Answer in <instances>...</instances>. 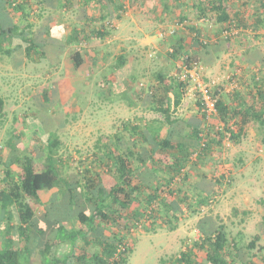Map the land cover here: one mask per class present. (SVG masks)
Listing matches in <instances>:
<instances>
[{
    "label": "trees",
    "instance_id": "trees-1",
    "mask_svg": "<svg viewBox=\"0 0 264 264\" xmlns=\"http://www.w3.org/2000/svg\"><path fill=\"white\" fill-rule=\"evenodd\" d=\"M75 2L85 10H95L98 5L99 12H86L84 21H80L82 24L72 23V28L66 32L65 39L69 44L79 42L70 53L73 69L77 70L85 63V54H88L92 66L105 59L107 52L103 54L102 51L103 57H100L96 49L91 48L92 53H87L82 47L88 46L93 39L108 37L111 33L109 16L125 12L129 1L0 0V55L11 57L19 52L27 60L43 57V48L49 43H38L34 39L54 38L51 36L53 29L43 25L40 36L33 38L34 25L28 22V18L41 16L45 6L61 12ZM194 2L193 15H177V22L181 25L178 28L186 27L188 36H178L166 51L172 68L156 71L152 75L153 82L144 86L141 83L140 89L125 88L128 107L142 105L159 114L162 120L139 118L136 122H122V128L116 132L100 134L93 146V156L82 159L72 155L63 157L58 153L60 141L56 137H47L40 143L33 135L34 144L22 149L18 145L23 136L21 125L0 147V165L3 167L0 177V264H126L134 249V240L130 238H134L136 230L155 233L158 225L168 231L177 228L179 212L172 202H183L186 209L199 214L211 209L223 186L229 184L224 172L215 171L209 177L211 189L200 190L201 195L193 201L187 191L172 185L176 180L184 183L188 179L189 172L185 169L190 162L194 166L202 163L210 153L219 151L224 139L235 144L241 142L247 128L253 124L258 127L260 141L264 144V87L258 86H264V76L254 81L256 90L248 98L245 96L247 101L242 100L243 92L237 87L225 90L232 97L229 101L223 95L226 93L222 86H210L216 98V112L209 119L202 112L203 104L198 93L190 92L191 84L181 79L185 68H192L195 63L202 66L199 50H208L222 40L227 43L235 41L237 35L250 36L254 32L251 36L255 38L259 29H264V0ZM33 6L39 11L35 12ZM249 12L253 15L247 20ZM200 20L219 26L211 37L212 41L196 27L194 22ZM110 28L116 29L113 25ZM160 31L165 35L167 31L161 29L156 33L161 39L165 35L159 36ZM216 37L219 39L214 40ZM14 39L24 45L14 44ZM243 47L255 51L249 44ZM115 59L110 69L117 72L124 67L127 58L120 53ZM248 61L263 63L258 55ZM179 62L182 66L177 65ZM134 74H129L131 80H135ZM103 77L105 86L114 82V76ZM203 80L207 81L204 75ZM48 92L51 93L44 90L43 99H49ZM186 99L193 101L197 109L184 120L175 114ZM4 116L5 98L0 95V120ZM27 117L31 118L24 114L21 121ZM183 137L190 141L181 139ZM43 146L44 153L41 152ZM68 162L76 163L75 173L65 172ZM202 175L207 178L205 173ZM175 193L180 196L177 200L174 199ZM59 197L67 205L60 215L58 210L55 213L48 211L50 208L47 207V202L50 205ZM238 212L248 213L233 208L234 214ZM261 225L264 226V214ZM196 228L198 238L177 256L171 257L170 264H264V244L258 245L259 233L245 244L240 233L230 236L224 223H217L207 214L198 220ZM30 230L37 235L33 236V242ZM38 236L42 237V242L38 241ZM61 246H66L67 251L60 252ZM23 251L28 255H23ZM244 252L248 255L245 260ZM32 257L34 261H31Z\"/></svg>",
    "mask_w": 264,
    "mask_h": 264
},
{
    "label": "rangeland",
    "instance_id": "rangeland-1",
    "mask_svg": "<svg viewBox=\"0 0 264 264\" xmlns=\"http://www.w3.org/2000/svg\"><path fill=\"white\" fill-rule=\"evenodd\" d=\"M130 3L133 5L134 1H130ZM251 8L250 6L252 12ZM90 10L93 11L94 9L91 8ZM37 11L39 8L35 9V12ZM57 12L54 9L52 17L55 22L58 23L59 21L60 25L63 26V36L58 33L60 35H57V38L34 39L38 43H49L43 48L45 52L43 57L27 60L19 52H15L11 57L0 55V95L5 98V116L0 120V147L4 146L7 138L17 131L18 125H21L23 136L18 145L22 149L34 144L33 139L35 137H38L40 143L45 142L47 137H56L60 141L58 153L63 157L72 155L77 159H82L93 156V146L100 134L113 133L126 117L134 119L133 117L139 116L150 119L159 115L142 105H138L140 107H128V103H126L128 95L125 93V88L140 89L141 83L144 86L153 82L152 75L156 71L172 68V65L169 68L163 63L162 59L167 60L164 57L165 54L162 53H165V48L171 46L170 40L174 39L175 34L170 35L171 29L174 32H180V28L177 30L176 27L181 25L178 24L177 19L175 22L172 21L169 29L166 30L169 41H164L165 47L163 49L158 51L149 47L142 48L141 42L147 39L145 36L147 32L145 31L143 34L137 27L145 17L154 20L156 12L148 8L134 16L130 15L131 13L124 15V12H116L114 16L110 15L108 18L111 25L117 26L116 29H111V25H109L108 28L111 33L108 37L104 40L93 39L88 46L82 47L85 52L90 51L91 53V48L96 49L100 57L102 51H104L103 54L107 52L105 59L99 60L92 66L88 61V54H85V63L79 69L74 70L70 53L77 48L79 42L69 44L64 35L68 31L67 24L71 25L77 22L76 25L78 26L82 23L76 21L75 13H71L70 17L67 15V21L64 22L63 19L59 18L63 15L57 14ZM251 12L247 14V20L252 17ZM46 15L42 12L41 16L35 17L36 25L34 26L36 28H32L35 32L33 38L40 36L39 30L46 22ZM202 27L205 28L204 35L212 41L211 37H214L213 34L218 31L219 26L210 25L206 22ZM119 33L126 34L123 36L127 39L126 42L132 40L126 46L131 45L130 50L133 52L126 51L124 55L127 59L133 55L138 58V60L134 59L132 63L133 71L122 68L115 72L110 69V65L116 60L117 54H120L121 49L125 48L118 46L122 43L119 40L121 36ZM180 34L178 33L176 36ZM251 35H237L235 41L227 43L222 40L224 43L217 42L212 45L208 55L209 58L213 59L211 62L206 61L210 64V69H205L204 62L202 64L203 75L211 88L220 85L225 92V90L230 91L231 87H237L247 98L251 93L254 94L256 90L254 81L256 82L257 77L264 76V29L260 28L257 36L253 39ZM175 38L177 39V37ZM217 39L219 38H214V40ZM13 43L24 45L19 39H14ZM246 44H249L255 51L244 49L243 45ZM139 48H141L140 51ZM199 51L204 52V50ZM256 55L262 57L263 63L248 61L249 58H255ZM130 73L136 74H134L135 80L130 79ZM103 76H114V82L105 86ZM258 86L264 87L262 84ZM45 89L51 92H48V100L42 97ZM103 98L104 100H102ZM186 101L183 105L186 104ZM188 105H186L187 108L178 111L176 116L184 120L189 118L193 113V108ZM24 114H29L31 118L27 117L22 122L21 118ZM33 135L35 137L31 138ZM260 137L258 128L252 125L248 128L247 135L241 142L235 144L224 139L219 151L210 153L202 163L194 166L190 162L185 169L189 172L188 179L184 183L176 180L172 185L180 186L181 189L187 191L193 201L201 195V191L205 192L211 189L212 184L209 177L215 171L216 173L224 172L229 184L223 186L220 194L216 197L215 205L199 214L186 209V204L183 202H172L177 209L176 211L179 212L177 228L174 231H168L166 227L158 225L155 233L142 232L141 229L136 230L134 238H130L134 240V249L126 264H170L171 257L177 256L185 246L192 244L198 238L196 224L205 214L212 216L217 223H224L230 236H238L240 233L239 236L245 244L254 234L259 233L261 239L258 245H263L264 226L261 225V219L262 214H264V202H262L264 199V144L261 143ZM181 139L189 140V138L184 137ZM41 152H45V146ZM192 160H194V156ZM75 167L76 163L70 164L68 162L65 172L73 174ZM202 173H205L207 178L203 177ZM2 174L3 167L0 165V177ZM179 198V194L175 193L174 199ZM65 206L67 205L61 197L51 201L50 205L47 202V207L50 208L48 211L53 210L56 213L58 210V215L64 211L63 207ZM233 208H237L239 211L245 210L248 213L245 215L242 212L234 214ZM138 227L141 228V226ZM30 231L31 242H33V236L36 234L34 235L33 230ZM107 233L109 234V232ZM38 237V241L42 242V237ZM65 251H67L66 246H61L60 252ZM22 254L28 255L26 251H23ZM64 255L60 256L64 257ZM247 258L248 255L244 252L243 259ZM34 260L35 258L31 261Z\"/></svg>",
    "mask_w": 264,
    "mask_h": 264
},
{
    "label": "crops",
    "instance_id": "crops-1",
    "mask_svg": "<svg viewBox=\"0 0 264 264\" xmlns=\"http://www.w3.org/2000/svg\"><path fill=\"white\" fill-rule=\"evenodd\" d=\"M126 1H129L128 3H127V10L124 12V15H126L127 13H131L130 15H136V14H140V13H142L145 9H149V10H152V11H154V12H156L155 13V19L154 20H152L151 18H149V17H145L144 19H143V21L141 22V24L140 25H138V29L140 30V31H142V33L144 34L145 33V31L147 32V33H149V34H145V36H146V40H144L143 42H141V46H142V48H145V47H149V48H153V49H157L158 51L160 50V49H163L165 46V40L166 41H169L168 39H167V37L168 36H166L165 35V38H159L158 36H157V32L159 31V30H161V29H164V30H167V29H169V26H170V24L172 23V21L173 22H175V18L177 19L179 16H177V15H179V14H185V13H187V14H190V15H193L194 14V12H195V8H194V4H195V2H194V0H180L179 2H176L175 0H133L134 1V5H132V7H131V3H130V1L131 0H126ZM35 7L36 6H33L32 8L33 9H35ZM95 8V7H94ZM133 9V10H132ZM95 12H99V7H98V5H96V8H95V10H94ZM86 12H88V13H90L91 14V10H85V9H83L82 8V6L80 5V3L79 2H75L74 3V5L73 6H71V8H63V10L61 11V12H57V14H62L63 16H60L59 18H61V19H63V21L64 22H66L67 20H66V16L68 15L69 17L71 16V13H75L76 14V21H84V14L86 13ZM43 13H45V14H47L46 15V22L44 23V25H46V26H49L50 28H52L53 29V32H52V34H51V36L52 37H54V38H57V35H60V34H58V33H61L62 34V36H63V34H64V30H63V26L62 25H60V23H59V21H58V23L57 22H55L54 20V18L52 17V15H54L53 13H54V9L52 8V7H50V6H45L44 7V10H43ZM80 14V15H79ZM133 21H135V20H133ZM28 22L29 23H31V24H33V25H36L35 24V17H34V15L33 16H31V17H29L28 18ZM62 22V21H61ZM76 23L77 22H75V23H73V24H75L76 25ZM195 23V25H196V27H199V28H201V32L202 31H205V28L204 27H202V25H204L205 24V22H203V21H198V22H194ZM67 24V23H66ZM80 24H81V22H80ZM34 28L33 29H35L36 27L35 26H33ZM117 27V26H116ZM65 28V27H64ZM66 28L69 30L70 28H72V26L71 25H66ZM177 29H178V27H176ZM130 31H133L132 29H130V28H128ZM148 30H150L149 32H148ZM187 28L186 27H184V28H182V29H180V32H178V33H181L179 36H188V34H187ZM177 33V34H178ZM204 33V32H203ZM120 34V33H119ZM177 34H175V36H174V39H171L170 40V44L172 45L173 43H175V41L177 40L175 37H177L178 38V36H176ZM66 32H65V37L64 38H66ZM121 36L119 37V40H121L122 41V43H120V44H118V46H122V47H125V48H123V49H121V52L120 53H124V52H128V51H130V52H133L132 50H130L131 49V45H128V46H126L127 44H129V43H131L132 42V40L130 41H128V42H126L125 40H127L126 38H123V36H125L126 34H120ZM128 38V37H127ZM219 43H224V42H222V41H220ZM158 45V46H157ZM227 47H228V45H227ZM169 48H170V45H169ZM169 48H165L164 49V51H165V53H162V54H165V56L164 57H166V60L168 59L167 58V54H166V51H168L169 50ZM211 48V47H210ZM139 51L141 50V48H139L138 49ZM208 51H210V49H208V50H205L204 52L203 51H199V53H201L200 55H201V57H202V60H203V62L205 63V69H210V64H208V63H206V61H208V62H211L212 61V59L211 58H209V55H208ZM151 53H153V52H151ZM198 53V54H199ZM159 55H160V53H159ZM132 56V55H131ZM103 57V56H102ZM134 59L136 60H138V58H136V55H133L132 57H130V58H128L127 59V62H126V64L124 65V67L123 68H126V70H132L133 71V68H132V63L134 62ZM162 61H163V63H165L167 66H169V68H170V63H169V61L167 60V61H164L163 59H162ZM161 61V62H162ZM212 80V79H211ZM239 92H242L241 90L239 91ZM223 95H225V98L227 99V100H229V101H232V97H230V96H228V93H226V94H223ZM243 96H244V98L242 99L243 101H247V98H245V95H244V93H243ZM187 101H186V104H182L179 108H178V110H177V112L178 111H182L183 110V108H187L186 107V105H188L189 103H190V101L191 100H189V99H186ZM184 102H185V100H184ZM183 102V103H184ZM193 103V104H192ZM192 103H190L188 106H190L191 108H193V110H192V112L194 113V112H196V109H197V107H195L194 106V102L192 101ZM131 107V106H130ZM136 107H140V106H136ZM134 109V108H133ZM177 112H176V114H177ZM176 114H175V117H178V116H176ZM134 119H132V118H130L129 119V117H126L125 119H124V121H122V122H128V121H134V122H136L137 121V119H139V118H142V119H144V120H153V119H157V120H162V117L160 116V115H157L156 117H152V118H150V119H148V118H146V117H139V116H137V117H133ZM180 118V117H179ZM188 119V118H187ZM186 119V120H187ZM121 125H122V123H120V126L118 127V128H122L121 127ZM254 125V124H253ZM252 125H250L249 127H251ZM256 126V125H255ZM248 127V128H249ZM257 127V126H256ZM118 128L116 129V130H118ZM248 128H247V130H248ZM258 128V127H257ZM116 130L115 131H113V133L114 132H116ZM247 135V134H246Z\"/></svg>",
    "mask_w": 264,
    "mask_h": 264
},
{
    "label": "built area",
    "instance_id": "built-area-1",
    "mask_svg": "<svg viewBox=\"0 0 264 264\" xmlns=\"http://www.w3.org/2000/svg\"><path fill=\"white\" fill-rule=\"evenodd\" d=\"M174 31L171 30L170 34H172ZM159 36L163 37L165 34L160 31L158 33ZM197 63L194 64L192 68H185V73L181 76V79H184L185 81L189 82L190 85V92H197L200 100L202 101L203 108L202 112L205 113L206 118L209 119L210 116H212L216 112V98L213 97L210 85L203 80V68L202 66H197ZM178 66H182V63L179 62L177 64Z\"/></svg>",
    "mask_w": 264,
    "mask_h": 264
}]
</instances>
